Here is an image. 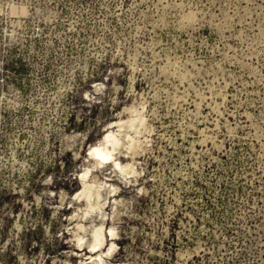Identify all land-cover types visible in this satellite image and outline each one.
Wrapping results in <instances>:
<instances>
[{"label": "rangeland", "instance_id": "374dc122", "mask_svg": "<svg viewBox=\"0 0 264 264\" xmlns=\"http://www.w3.org/2000/svg\"><path fill=\"white\" fill-rule=\"evenodd\" d=\"M0 264H264V0H0Z\"/></svg>", "mask_w": 264, "mask_h": 264}, {"label": "bare ground", "instance_id": "6f19581e", "mask_svg": "<svg viewBox=\"0 0 264 264\" xmlns=\"http://www.w3.org/2000/svg\"><path fill=\"white\" fill-rule=\"evenodd\" d=\"M124 111V110H123ZM130 111V110H129ZM136 111V110H135ZM138 119V118H137ZM144 119V118H143ZM131 120V119H130ZM129 120V121H130ZM139 120V119H138ZM142 119H140V121H141ZM143 121V120H142ZM142 121H141V124H142ZM127 122V121H126ZM138 121H136V123H137ZM120 123H122V122H119L118 124H120ZM140 123V122H139ZM115 125V123H109V125L106 127V129H105V134L103 135V137L101 138V140L99 141V142H96V143H94L93 145H91L90 147H89V156H91L92 158H93V160L94 161H96V163L98 164V165H104V164H107V163H110L111 161H113L114 162V166H115V169H123V167H128L129 165H122L119 161H117V159H115V149H116V146L118 147V145H121V144H118L119 143V140H118V137H117V135H116V131L114 132L113 130H111L112 129V126H114ZM131 124H133V121L131 122ZM135 124V123H134ZM117 125V124H116ZM121 125V124H120ZM129 126L132 128V127H134V126H132V125H130L129 124ZM141 126V125H140ZM144 126V125H143ZM123 127V126H122ZM139 127V126H138ZM142 127V126H141ZM140 127V128H141ZM131 128H130V130H131ZM122 129V128H121ZM124 129H127V127L125 126V128ZM136 130H137V128H136ZM119 131H120V129H119ZM123 131V130H122ZM127 131V130H126ZM125 131V132H126ZM133 131H135V130H133ZM124 132V133H125ZM138 133V132H137ZM120 134V133H119ZM129 134V133H128ZM119 136H121V134L119 135ZM122 136H126V135H122ZM130 136V135H129ZM138 136V135H137ZM127 137V136H126ZM130 137H132V135L130 136ZM130 137L128 138L127 137V139H125V138H123V137H120V138H123L124 140H129L130 139ZM133 138V137H132ZM132 140V139H131ZM133 141V140H132ZM121 142H123V141H121ZM134 142H135V140H134ZM139 142V141H138ZM123 144H124V142H123ZM131 145H132V147H133V144L131 143ZM128 146V145H127ZM122 147H125V146H123L122 145ZM121 147V148H122ZM132 147L130 146V148L132 149ZM119 148V147H118ZM126 148V147H125ZM129 148V149H130ZM119 151H120V148H119ZM122 151H123V149H122ZM126 152V151H125ZM128 152H129V150H128ZM135 152H136V149H135ZM121 154H122V152H120ZM126 154V153H125ZM138 154V153H137ZM124 155V154H123ZM125 156H128L127 154L125 155ZM134 157V156H133ZM130 164V163H129ZM131 165V164H130ZM87 166V165H86ZM85 166V167H86ZM133 167H134V165H133ZM87 168H88V166H87ZM131 168V167H130ZM129 168H126V171L128 170ZM118 170V171H119ZM132 170V169H131ZM122 170H120L119 172H121ZM122 172H124V171H122ZM129 170H128V174H129ZM133 172V171H132ZM89 173V171H88V169H84L80 174H78V178H79V181H80V186H81V188H80V190H78L74 195H73V200H76V201H78V202H83V201H88V200H90L89 198L90 197H92L93 195H92V192L91 191H95V189H91V187H93V186H91V184H90V181H89V179H86V177H89V176H87V174ZM131 173V172H130ZM136 173H138V171L136 172ZM125 174V173H124ZM89 175V174H88ZM134 176H136L135 174H133ZM130 176V175H129ZM138 176H139V174H138ZM140 177V176H139ZM131 183H132V181H131ZM92 184H94V183H92ZM100 184V183H99ZM95 185H97V184H95ZM101 185V184H100ZM100 185H98V186H100ZM98 189V188H97ZM99 190V189H98ZM100 190H102V189H100ZM99 190V191H100ZM95 193V192H94ZM115 193H117V192H115ZM119 193V192H118ZM102 194V193H101ZM108 194V193H107ZM114 194V193H113ZM95 195V194H94ZM98 195V192H97V194H96V196ZM112 195V194H111ZM94 197V196H93ZM93 197H92V200H94L93 199ZM114 201V200H113ZM92 202V201H91ZM89 203V202H88ZM94 205V204H93ZM101 208V207H100ZM90 211H92L93 213H94V211L93 210H88V209H85L84 207H83V210H80L79 211V215H77L76 213H75V215L77 216V219H78V222L75 224V226H76V231L77 230H83V229H81L82 228V226L81 225H79V222H80V220L81 219H83V218H85V217H87L86 215H87V213L88 212H90ZM104 211V210H103ZM102 211V212H103ZM98 212H100V211H98ZM101 213V212H100ZM73 216H74V214H72ZM72 216V217H73ZM90 216H92V215H90ZM96 217V216H95ZM70 218V217H69ZM75 217H73V219H74ZM84 227V226H83ZM103 227H104V222H102L98 227H96L95 229H94V231H93V234H92V241L90 242V245L88 246V247H86V245H87V243H83V237L82 236H80L79 234H78V232H75V235H74V242H76V244L78 245V247L79 248H86L87 250H89V252H91V253H98V252H100L101 250H102V247H103V245H104V242H103V239H104V234H105V237H108V235H107V232L105 231V233H104V230H103ZM75 228V227H74ZM108 228V225H107V227H106V229ZM19 229V228H18ZM79 230V231H80ZM114 227H112V226H110L109 227V234H110V236H111V238L113 237H115L116 236V233L114 232ZM133 237V236H132ZM110 238V239H111ZM113 238H112V240H113ZM84 242H86V241H84ZM107 242H108V240H107ZM114 242H111L110 244H107V245H109V249H108V251L110 252V254L113 252V250H115L114 249ZM106 245V246H107ZM105 246V247H106ZM103 249H105V248H103ZM102 253L103 252H100L99 254H100V259H97V257H95V256H92L91 257V261H92V263H94L95 261H96V259L97 260H99V261H101L102 259Z\"/></svg>", "mask_w": 264, "mask_h": 264}]
</instances>
